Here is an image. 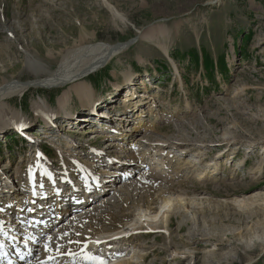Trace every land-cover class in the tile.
Masks as SVG:
<instances>
[{
	"label": "rangeland",
	"instance_id": "374dc122",
	"mask_svg": "<svg viewBox=\"0 0 264 264\" xmlns=\"http://www.w3.org/2000/svg\"><path fill=\"white\" fill-rule=\"evenodd\" d=\"M101 43L114 51L99 70L4 101L20 117L0 116V201L30 171L37 183L45 160L56 177L70 163L71 179L79 165L101 178L127 170L89 204L85 194L53 245L87 240L106 264H264V0H0V86L48 77L30 61L52 73ZM23 124L54 132L58 152L33 150ZM137 150L151 161H133ZM186 161L187 176L176 170ZM65 197L64 215L76 208Z\"/></svg>",
	"mask_w": 264,
	"mask_h": 264
},
{
	"label": "bare ground",
	"instance_id": "6f19581e",
	"mask_svg": "<svg viewBox=\"0 0 264 264\" xmlns=\"http://www.w3.org/2000/svg\"><path fill=\"white\" fill-rule=\"evenodd\" d=\"M119 17H122V16L119 15ZM4 23H5V21H4ZM123 46L124 45H122V48H123ZM113 51H114L113 46L106 45L104 43L103 44L102 43L101 44H97V45L96 44H94V45H87V46H83V47L80 46V47L74 48L73 50H70L62 58V61L60 62L58 68L56 69L55 72H52V73L49 72V70H51L50 67H46V66H43V65L41 67H38L37 71H35V68L34 67L37 64L33 65L31 62H34L35 63V61H30V65L28 66V68L31 70V72H33L36 75L46 73V74H48V77L43 78V79H39V80L28 81V82H19L18 81L17 84L16 83L8 82L5 85L0 86V116L5 115L3 118L8 117L9 119H14L16 117H20L19 114H18V112L12 113L11 110H10V108L6 104H4V101L7 98H10V97L15 96V95H22V94L28 92L29 90H31L30 87H36L37 89H39V88H53V87H56V86L57 87H60L63 84H66L70 80H77L78 78H84L85 76L89 75L90 73H92V72H94L96 70H99L106 63H108L107 61H109L110 59H112V53H113ZM5 103H6V101H5ZM43 103L44 102H36V104L39 105V107H41ZM8 113H11V115L9 116ZM95 122L100 123V124L101 123L104 124V121H102V120L101 121L100 120L99 121L96 120ZM47 135H48V138H50L51 140H53V141L55 140L54 139V132H50ZM128 141H129V139H128ZM171 144H173V142ZM162 146H168V145L165 144V145H162ZM165 148H159L160 151L163 153V155H164V152H165L164 151ZM72 150H76V149L75 148H72ZM66 151L67 150L62 151L61 154L62 155L67 154L69 156V153L66 152ZM69 151H71V150H69ZM160 151H156V154L160 153ZM140 153L141 152H138V150H137V152L133 156V159L132 160L133 161L141 162L143 164L144 163H147L146 160H148L149 158H146V160H145V157L146 156L144 154L140 155ZM37 155H39V154L37 153ZM40 157H41V155H39L38 159ZM149 160L151 161V159H149ZM45 161L48 162V163H45L44 166H39V171H40V173L42 172V175H39V173L37 174L39 176V179L37 181V185L38 186L44 185V188L43 189H40V188L39 189H36V191L38 193V197L41 194H47V193H49V191H52L53 193H56V194L57 193H61L62 195L60 197H58L57 195H52L51 196L52 197L51 200L50 201H46V202H49L48 204L45 201H41V204H39V205H38V202L33 203V204H30V201H29L28 202V204H30L29 207H31V209L32 208L36 209L35 214L36 213H39V212H41L43 210H45V208L43 207L45 204L49 205V210H50V212L52 214L55 213V210H54V207H50V206H56L59 209V211H61L60 213H63L64 214V206H67L66 205V197H65L66 194H69L70 197H71V199L74 198V197L85 198L86 195L84 193V190H85V188L87 187L88 184H89V189L92 190L93 192H96L97 193V191L99 190V188H100V187H98L99 178L98 177H95V176H93L91 174L90 170L87 168L88 166L85 168V167H83V165L82 166L79 165V166H76V167L74 166V167L77 168L78 175L80 173L79 176L81 177V183L83 185H85L86 187H83L81 189L78 188V189H76V191H74L71 187H63L62 186V182L59 181V183H55L54 189L53 190H50L51 189V187H50L51 185H50V182H49L50 178L52 177L54 179V182H58V180H59L58 177L59 176H63L64 173H63V175H59V176L57 175L58 177H56L55 174L48 175L49 170H51V164H49L50 163L49 160H45ZM144 161H146V162H144ZM161 161H162L161 164H163V166L164 167H167V168L169 167L168 165H171L172 164V160H169L167 157L165 159H161ZM63 163H66V162H64V160H63ZM66 164H68V166H66L65 164H63V166H64L65 169L61 168V170H66L67 173L69 175H71L72 174V171H70V169H69L70 166H71V164L70 163H66ZM121 164L124 165V162L121 163ZM185 164L186 165L189 164V166L187 165L186 167H182V166H179L180 165L179 164V165H177L176 170L179 169L181 174H183V175L186 174L185 176H187L188 174H187L186 171L188 169H190V168L192 169V167L194 165L192 166L189 163V161H186ZM55 167H57V166H55ZM55 169H58V168H55ZM29 173L27 174V178L30 177L29 180H31L32 182H34V180H35L34 174L35 173L32 176H30ZM51 173H53V172H51ZM106 174H108V173H106ZM126 174H127V177L130 175V173H127V172H126ZM112 176H114V175L112 174ZM42 181H45L46 183H44ZM26 183L27 182H25V181L23 182L22 189H21V191L23 193H21L22 194L21 196H19L18 194H14L13 193L14 194L13 196L18 197L17 200H22L25 196L28 197V198H31L32 197V194H29V192L28 193H25L27 190L26 189L24 190V188H25V185L24 184H26ZM64 190H66L67 192L64 191ZM100 191H98V192H100ZM1 195H3L4 197H9V196H7V194H3L2 193V189H0V197H1ZM11 196H10V198H11ZM163 202H166L165 205L163 206V209L167 208L169 205H172V204H169L170 201H167L166 200V201H163ZM1 203H2V206L7 209V211L10 212V211L13 210L15 212V221H16V224H17L19 219L16 217V210H18V208H16L15 206H13L12 203H10V201H8V202L1 201ZM7 204H8V207H6ZM70 206H72V205L70 204ZM149 209L152 210V209H154V207L150 206ZM7 217H8L7 219L4 218V221H9L10 220L9 219V214L7 215ZM38 217L42 218L43 216H41V215L39 216L38 215ZM165 217H167V215L164 216V218ZM6 227H8V226L6 224L2 223V221H1L0 222V230L3 229L4 232L12 231L13 229H15V230L18 229L17 226H15V227H11L10 229H7L6 230L5 229ZM72 232H73V234L75 233L74 231H72ZM69 238H71V237H69ZM53 244L54 243L51 241V246L48 245V247H49L50 250H47V251H46L45 247H42L43 249L40 251V253L42 254L41 258H48L49 256L50 257H53L55 255L56 256L55 257V263H57L60 260L59 258H63L64 260L66 259L65 256L57 255V254L66 253L67 252V253L70 254L67 257V259L68 258H75L73 260L80 261L79 264H86V263H84L85 260L83 261V259H84V257L89 256L88 254H86L87 252H90V251H91L90 253L93 252L92 251V246L95 243H91L90 244V243H88L87 240H82V239H81V241L77 242L76 244H74V242H73L74 246L76 247V249L74 247L73 252L64 251L62 249L57 248V245L56 244L55 245H53ZM65 245L69 246L68 244H65ZM36 248L37 247H35V250H36ZM82 248H86V253H80V250ZM72 249L73 248H69L68 250H71L72 251ZM37 250H38V248H37ZM48 253H49V255H48ZM97 254H99V256H100V253L97 252ZM33 260L30 262V264H38L37 261H33ZM35 260H37V259H35ZM101 261L103 262V264H106V261H103L101 258L99 260L94 259V264H100ZM59 264H61V263L59 262ZM89 264H91V263H89Z\"/></svg>",
	"mask_w": 264,
	"mask_h": 264
},
{
	"label": "water",
	"instance_id": "95a60500",
	"mask_svg": "<svg viewBox=\"0 0 264 264\" xmlns=\"http://www.w3.org/2000/svg\"><path fill=\"white\" fill-rule=\"evenodd\" d=\"M134 42V39L132 40V42L131 43H129V44H132Z\"/></svg>",
	"mask_w": 264,
	"mask_h": 264
},
{
	"label": "snow or ice",
	"instance_id": "6c2138e0",
	"mask_svg": "<svg viewBox=\"0 0 264 264\" xmlns=\"http://www.w3.org/2000/svg\"><path fill=\"white\" fill-rule=\"evenodd\" d=\"M100 264H103V262L101 261Z\"/></svg>",
	"mask_w": 264,
	"mask_h": 264
}]
</instances>
